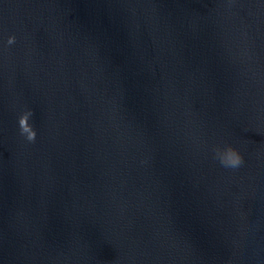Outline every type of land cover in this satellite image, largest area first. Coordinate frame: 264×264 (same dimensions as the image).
I'll return each mask as SVG.
<instances>
[{
  "label": "water",
  "instance_id": "95a60500",
  "mask_svg": "<svg viewBox=\"0 0 264 264\" xmlns=\"http://www.w3.org/2000/svg\"><path fill=\"white\" fill-rule=\"evenodd\" d=\"M0 264H264V0H0Z\"/></svg>",
  "mask_w": 264,
  "mask_h": 264
},
{
  "label": "clouds",
  "instance_id": "9594fccd",
  "mask_svg": "<svg viewBox=\"0 0 264 264\" xmlns=\"http://www.w3.org/2000/svg\"><path fill=\"white\" fill-rule=\"evenodd\" d=\"M222 163H225L227 166L233 169L236 167L235 157L231 153H225V155L222 157Z\"/></svg>",
  "mask_w": 264,
  "mask_h": 264
}]
</instances>
